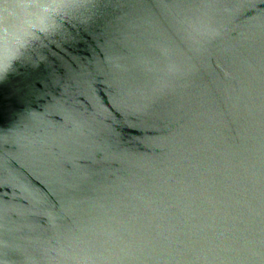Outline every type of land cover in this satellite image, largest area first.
<instances>
[{"label":"water","instance_id":"1","mask_svg":"<svg viewBox=\"0 0 264 264\" xmlns=\"http://www.w3.org/2000/svg\"><path fill=\"white\" fill-rule=\"evenodd\" d=\"M0 264H264V0H0Z\"/></svg>","mask_w":264,"mask_h":264},{"label":"clouds","instance_id":"2","mask_svg":"<svg viewBox=\"0 0 264 264\" xmlns=\"http://www.w3.org/2000/svg\"><path fill=\"white\" fill-rule=\"evenodd\" d=\"M21 7H23V5H21Z\"/></svg>","mask_w":264,"mask_h":264},{"label":"snow or ice","instance_id":"3","mask_svg":"<svg viewBox=\"0 0 264 264\" xmlns=\"http://www.w3.org/2000/svg\"><path fill=\"white\" fill-rule=\"evenodd\" d=\"M5 69H6V66H5Z\"/></svg>","mask_w":264,"mask_h":264}]
</instances>
